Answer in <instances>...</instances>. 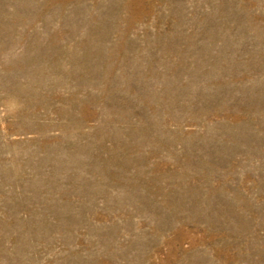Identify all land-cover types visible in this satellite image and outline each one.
<instances>
[{"label":"rangeland","instance_id":"obj_1","mask_svg":"<svg viewBox=\"0 0 264 264\" xmlns=\"http://www.w3.org/2000/svg\"><path fill=\"white\" fill-rule=\"evenodd\" d=\"M0 264H264V0H0Z\"/></svg>","mask_w":264,"mask_h":264}]
</instances>
